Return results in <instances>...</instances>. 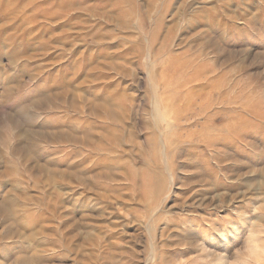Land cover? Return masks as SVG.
Instances as JSON below:
<instances>
[{
	"label": "rangeland",
	"instance_id": "374dc122",
	"mask_svg": "<svg viewBox=\"0 0 264 264\" xmlns=\"http://www.w3.org/2000/svg\"><path fill=\"white\" fill-rule=\"evenodd\" d=\"M264 259V0H0V264Z\"/></svg>",
	"mask_w": 264,
	"mask_h": 264
},
{
	"label": "clouds",
	"instance_id": "9594fccd",
	"mask_svg": "<svg viewBox=\"0 0 264 264\" xmlns=\"http://www.w3.org/2000/svg\"><path fill=\"white\" fill-rule=\"evenodd\" d=\"M258 264H264V259L258 262Z\"/></svg>",
	"mask_w": 264,
	"mask_h": 264
}]
</instances>
